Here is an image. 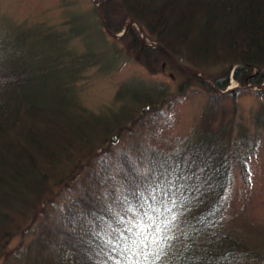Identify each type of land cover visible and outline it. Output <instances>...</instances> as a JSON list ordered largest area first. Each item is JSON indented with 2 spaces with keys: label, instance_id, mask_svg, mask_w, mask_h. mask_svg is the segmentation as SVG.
<instances>
[{
  "label": "trees",
  "instance_id": "1",
  "mask_svg": "<svg viewBox=\"0 0 264 264\" xmlns=\"http://www.w3.org/2000/svg\"><path fill=\"white\" fill-rule=\"evenodd\" d=\"M99 6L61 0L58 21L44 12L0 30V264H94V233L135 205L130 182L172 163L194 178L165 220L164 264H264V226L230 203L236 170L248 177L257 150L236 141L229 118L250 90L213 86L224 92L230 75L241 88L264 82V0H107L102 18ZM128 21L158 47L135 25L113 39L102 24L117 34ZM132 61L171 72V84L132 76L109 107L89 110L87 72L112 77ZM192 99L198 119L168 139L174 105Z\"/></svg>",
  "mask_w": 264,
  "mask_h": 264
},
{
  "label": "rangeland",
  "instance_id": "2",
  "mask_svg": "<svg viewBox=\"0 0 264 264\" xmlns=\"http://www.w3.org/2000/svg\"><path fill=\"white\" fill-rule=\"evenodd\" d=\"M102 1L98 0L100 6ZM60 3L61 0H0V30L2 27L9 28L12 23H20L27 17L31 19H43L45 18L43 16L44 12H46V15H49L50 21H58L61 10ZM135 26L137 28V25ZM136 30L141 38L138 28ZM146 42L148 41L146 40ZM177 65L182 68L178 63ZM132 76L158 80L167 85L171 84L169 76L174 75L161 69V72L152 76L146 68L134 61L127 64L112 77H97L93 74V71H88L81 95L83 104L95 113L99 112L102 108L109 107L115 97L118 85ZM250 86L252 85L243 90H250V92L238 96L234 113H229V118H233L232 120L235 124L233 137L236 141L244 144L248 139L250 144L255 142L257 150L255 152L256 155L252 156L247 163L249 170L248 177H240L236 170V177L231 186L230 203L234 214H236L237 210H240L238 212H240L239 217L241 220L247 219L252 226H264V126H257L260 121L264 123V97L258 96L255 93L262 91L264 86ZM234 87L240 86L233 79V76L230 75L228 89ZM229 107L231 108V106ZM201 108L202 104L197 99L175 104L174 120L162 130L163 134L172 135L168 139H174L176 135L184 137L189 132L192 124L198 119ZM259 108H261V112L258 111ZM241 125L245 127V133L240 130ZM154 139L156 137H151L149 141ZM17 243H19L17 239H14L7 245L6 250L12 249ZM0 258H3V256ZM15 264L19 263L16 262Z\"/></svg>",
  "mask_w": 264,
  "mask_h": 264
},
{
  "label": "snow or ice",
  "instance_id": "3",
  "mask_svg": "<svg viewBox=\"0 0 264 264\" xmlns=\"http://www.w3.org/2000/svg\"><path fill=\"white\" fill-rule=\"evenodd\" d=\"M192 178L194 175L181 172L180 165L172 163L160 170L150 169L130 182L135 205L125 209L124 216L117 221L118 227L103 231V234L94 233L100 243L91 251L101 258L94 264H152L150 256L155 264H164L166 238L161 233L176 219L172 213L187 190L182 181ZM124 199L130 204L127 197ZM129 212L132 214L128 215ZM154 248L157 251L153 256Z\"/></svg>",
  "mask_w": 264,
  "mask_h": 264
},
{
  "label": "water",
  "instance_id": "4",
  "mask_svg": "<svg viewBox=\"0 0 264 264\" xmlns=\"http://www.w3.org/2000/svg\"><path fill=\"white\" fill-rule=\"evenodd\" d=\"M106 1H107V0H103L102 3H101L100 9H99V16H100V18H102V11H103V7H104V4H105ZM102 24H103V27H104L105 31L108 33V35H109L111 38H113V39H119V38H121V37H123V36L125 35V33L127 32V30L129 29V27H130L131 25H135L136 23L133 22V21L128 22V23L125 25L123 31H122L120 34H113V33H111V32L107 29V27L105 26V23L103 22ZM137 28H138V30H139V32H140V35H141V38H142V42H143L146 46L151 47L152 45H151V44H148V43L146 42V40H145V36H144V33H143L142 28H141L140 26H138V25H137ZM154 46H155V47H158L157 45H154ZM154 46H152V47H154ZM166 53L168 54V56L171 58V60H172L173 62L177 63V62L175 61V59H174V58H173V57H172L167 51H166ZM193 75L197 76L196 74H193ZM207 80H208V81H211V80L208 79V78H207ZM263 85H264V83H263L261 86H263ZM250 87H252V86H250ZM246 88H249V86H247V87H245V88H243V89H246ZM239 89H240V88H238V87H234V88H229V89H227L225 92H221V91H218V92H219V94H225V93H229V92H235L236 90H239Z\"/></svg>",
  "mask_w": 264,
  "mask_h": 264
},
{
  "label": "bare ground",
  "instance_id": "5",
  "mask_svg": "<svg viewBox=\"0 0 264 264\" xmlns=\"http://www.w3.org/2000/svg\"><path fill=\"white\" fill-rule=\"evenodd\" d=\"M106 3V2H105ZM104 19V18H103ZM136 22V21H135ZM131 27V26H130ZM219 89V88H218Z\"/></svg>",
  "mask_w": 264,
  "mask_h": 264
}]
</instances>
